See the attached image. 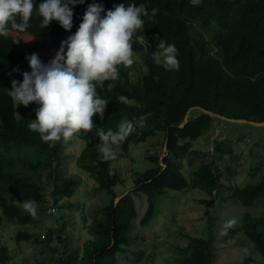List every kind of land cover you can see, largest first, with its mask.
<instances>
[{"label":"trees","instance_id":"trees-1","mask_svg":"<svg viewBox=\"0 0 264 264\" xmlns=\"http://www.w3.org/2000/svg\"><path fill=\"white\" fill-rule=\"evenodd\" d=\"M93 2L102 4L107 11L131 0H84L72 9L70 31L55 21L41 29L39 18L34 15L25 32L10 30L0 36V215L12 224H27L35 219L21 207L24 200L31 199L39 205L51 201L63 208L62 202L73 195L77 180L64 175L60 162L67 140L54 146L42 142L39 134L27 127V109L16 106L7 92L11 91L12 80L22 82V73L30 71L26 56L36 53L44 63L53 59L61 42L77 30ZM135 2L145 3L149 11L159 9L132 39L133 52L142 54L143 67H138L131 79L128 67L120 65L117 80L97 83V92L108 100V105L102 120L93 117V134L99 138L97 132H117L122 122H131L133 130L121 140V155L128 152L131 143L144 142L157 134L164 137V155L149 156L147 160L153 167L135 173L133 188L123 194L116 190L121 181L119 173L111 170L117 154L104 160L99 145L87 143L77 159L78 168L107 194L104 203L95 209L98 216L88 228L93 239L84 244L81 256L73 248L59 254L57 247L47 248L42 243L39 254L45 260L37 259L32 264H114L116 257L127 251L124 245L131 240L129 231L136 217L134 194L147 197V208L139 220L144 225L154 216L156 198L167 189L199 188L212 197L222 187L214 159L190 172L183 168V159L195 163L196 157L202 155V151L192 148L198 137L210 136L221 126L229 133L221 121L230 128L239 124L217 115L264 122V0H201L198 6L190 0ZM157 36L179 50V71H166L154 59L156 48L148 47V43L157 46ZM187 113L188 121L184 123ZM228 135V139L211 141L212 156L233 152L234 139ZM229 190L227 198L252 206L264 196V178L245 186L234 184ZM119 196L122 197L115 202ZM235 231L264 260V216L244 214ZM34 237L39 236L25 231L16 234L17 242ZM183 251L176 258L177 264H214L211 238L191 236ZM9 259L5 247L0 261L5 264Z\"/></svg>","mask_w":264,"mask_h":264},{"label":"rangeland","instance_id":"rangeland-1","mask_svg":"<svg viewBox=\"0 0 264 264\" xmlns=\"http://www.w3.org/2000/svg\"><path fill=\"white\" fill-rule=\"evenodd\" d=\"M148 45L156 48L153 42ZM135 56L134 64L128 66L131 79L134 78L136 69L143 67L142 54ZM36 107L34 103L25 107L29 121L35 119ZM17 114L19 115L18 112ZM221 123L228 128L229 138L234 139L233 152L223 156L215 153L212 156L211 141L214 138L228 139L229 136L224 126H221L222 129L217 128L210 136V133L205 134L193 141L192 148L202 151V155L196 157L195 163L190 162L189 158L183 159V168L190 172L201 163L214 159L221 174L222 187L212 197H208L199 188H188L185 191L167 189L156 198L154 216L144 225L139 220L147 208V197L134 194L136 217L129 231L131 240L124 245L127 251L120 253L114 264H177L176 258L183 254L191 236L212 239L215 247L214 264H264L253 246L235 231L244 214L264 216V196L252 206H244L237 199L227 198L232 185L245 186L264 178V126L252 127L248 123H239L236 128H230L228 123ZM77 135L66 141L62 154L60 153L64 175L77 180L73 195L62 202L65 206L59 208L51 201L43 205L36 204L38 214L27 224H12L0 215V255L7 247L10 256L5 264H32L37 259L44 261L45 256L39 254L43 248L42 243L47 248L57 247L59 254L70 247L81 256L84 244L93 239L88 228L93 218L98 216L95 209L104 203L107 194L97 187L87 172L78 168L77 159L87 143L99 145L100 139L94 136L93 130ZM163 142L162 134L144 142H133L125 155H121V140L113 145L117 156L111 164V170L119 173L121 181L116 186L119 193L124 194L133 188L135 173L153 167L147 160L149 156L158 153L164 155ZM201 200L205 202L202 203ZM228 221L235 223L231 227H225ZM59 228L61 232L58 234ZM19 231L39 237L17 242L16 234ZM48 237L49 242L46 241ZM0 264L3 263L0 261Z\"/></svg>","mask_w":264,"mask_h":264},{"label":"clouds","instance_id":"clouds-1","mask_svg":"<svg viewBox=\"0 0 264 264\" xmlns=\"http://www.w3.org/2000/svg\"><path fill=\"white\" fill-rule=\"evenodd\" d=\"M84 0H0V36L10 30L23 33L30 28L33 16L40 28L53 21L65 31L73 28V7ZM198 6L201 0H190ZM159 9L150 11L145 3L135 0L114 5L105 11L102 4L88 5L77 30L61 42L59 50L44 63L38 54L26 56L30 71L22 73V82L12 80L7 95L16 106L37 105L35 119L27 121L29 131L38 133L42 142L54 146L77 133L93 130V117H104L108 100L97 92V83L119 78L118 66H131L136 60L132 39L137 31L152 20ZM158 44L153 57L166 71H179V50L166 39L156 37ZM18 71V70H14ZM133 130L131 122H122L117 132H97L98 151L102 159L115 158L113 145ZM23 210L35 218L36 202L21 203ZM235 221H228L231 227Z\"/></svg>","mask_w":264,"mask_h":264},{"label":"water","instance_id":"water-1","mask_svg":"<svg viewBox=\"0 0 264 264\" xmlns=\"http://www.w3.org/2000/svg\"><path fill=\"white\" fill-rule=\"evenodd\" d=\"M204 112H208V113H211L207 110H203ZM219 116L221 119L223 120H227V121H231V122H237V123H249L250 125H253V126H264V122H255V121H248L246 119H234V118H227L225 116H220V115H217ZM188 121V113L185 115V118H184V123ZM181 126H183V124H181ZM162 158V157H161ZM123 196V195H122ZM122 196H119L115 199V202H117Z\"/></svg>","mask_w":264,"mask_h":264}]
</instances>
